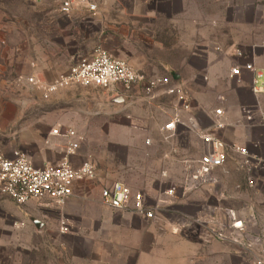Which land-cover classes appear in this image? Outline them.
Wrapping results in <instances>:
<instances>
[{"label": "rangeland", "instance_id": "obj_1", "mask_svg": "<svg viewBox=\"0 0 264 264\" xmlns=\"http://www.w3.org/2000/svg\"><path fill=\"white\" fill-rule=\"evenodd\" d=\"M123 4L144 5L166 13L152 28L146 27L153 33L154 45L147 48L139 40V48L144 53L136 56L140 60L152 59L153 65L159 64L160 68L152 76L171 78L181 86L191 108L195 109L194 101L199 104L200 99L196 93L206 89L205 73L200 70L205 63L192 58L190 63L194 68L185 69L182 59L188 53H201L208 58L214 55L216 38L225 28L223 24L215 26L216 22L228 16L232 8L240 11L252 5L262 7L264 0H101L100 16L83 10L64 15L60 0H0V154L11 158L14 152L20 151L37 165L57 163L67 142L53 138L51 132L72 128L84 138L78 160L92 161L97 170L96 178L83 184V197L87 194L99 200L103 187L120 182L134 192H142L151 202H157L164 199L167 189L182 186L206 150L193 131L184 129L181 145L187 149V158L183 154L173 166L165 165L168 159L164 157V162L160 161L159 152L170 145L164 137L162 148L152 151L150 139L157 136L158 124L167 123L173 114L169 110L179 108L174 97L155 92L150 98L134 90L129 98L131 106L109 103L93 106L94 96L82 94L83 87L61 90L45 100L28 83L31 76L51 78L65 73L78 62L89 59L99 48L120 58L125 46L119 37L120 15L115 11ZM168 15L175 18V28L167 21ZM237 17L239 13L232 18ZM188 23L191 24L189 31ZM189 38L191 50L184 47ZM156 40L164 46L157 47ZM167 62L173 63V70L163 68ZM74 89L78 101L62 96ZM193 94L195 98L191 97ZM157 103L162 106L158 108ZM193 112L204 128L211 126L210 120L199 116L197 110ZM179 191L178 195L182 196ZM210 193L215 194V190ZM176 200L178 197L163 200V213L172 212L169 207ZM72 212L79 213V210ZM66 214L69 215L50 201L19 206L0 187V264H63L61 249L66 245L63 237L72 227L67 223L68 231L61 232L59 220L66 218ZM32 219L43 223V227L38 230Z\"/></svg>", "mask_w": 264, "mask_h": 264}, {"label": "crops", "instance_id": "obj_2", "mask_svg": "<svg viewBox=\"0 0 264 264\" xmlns=\"http://www.w3.org/2000/svg\"><path fill=\"white\" fill-rule=\"evenodd\" d=\"M100 1L98 0V5ZM232 9L228 16L222 17L215 25L225 26L222 34L216 38V48L219 47L220 50L215 49V54L209 58L201 53H188L182 59L185 69L194 68L190 63L192 58L205 63L200 70L205 73L203 86L206 89L202 93H196L200 99L199 104L193 99V115L197 117L193 112L197 110L199 116L212 123L215 110L222 109L225 114L226 126L218 136L227 146L228 161L223 169L217 171L220 182L215 188V194L201 190L181 196L178 195L181 193L178 189V200L169 207L172 212L163 213L156 221L151 222L137 215L106 207L101 198L92 199L87 194L83 197V184L86 181L77 183L73 196L62 208L69 214H66V218L72 226L71 232L63 237L66 243L61 249L62 258L65 259L63 264H250L253 257L264 260V93L253 92L256 77L252 72L243 71L241 77H231V70L236 65L253 63L262 71L263 77L259 82L264 84V6L252 5L240 11ZM115 12L120 15L119 37L126 50L123 47L120 58L113 57L152 76L160 66L153 65L152 59L137 58L136 55L144 53L139 48V40L144 41L145 47H152L153 33L146 27L152 28L166 13L144 5L126 4L120 5ZM238 13L240 17L232 18L233 14ZM98 14L101 15L100 9ZM166 18L175 28V18L169 15ZM109 28L111 29L110 25ZM190 28L191 24L188 23V31ZM155 45L164 46V43L156 40ZM191 46V38L185 40L184 47L191 50ZM237 50L243 52V57L236 56ZM92 56L93 54L90 58ZM158 61L160 60L157 58L156 63ZM163 68L170 71L174 69V65L167 62ZM59 75L60 73L51 78L46 75L41 77L53 81ZM84 89L82 94L94 96L95 101H89L93 106H103L106 103L131 106V97L122 92ZM74 93L76 89L66 91L62 96H66L69 101H78ZM194 96L191 95L192 98ZM156 106L159 108L162 105L157 103ZM172 111L173 109L169 110L170 115L173 113L170 119L176 110ZM151 115L150 112L148 120ZM187 116V113H183L182 118L185 120ZM163 126L162 123L158 124L157 136L150 139L154 152L158 147L162 148ZM184 129L187 128L180 127L172 143L169 142V148L163 147L164 150L159 152L160 161L168 159L164 162L167 166L176 165L183 154L184 158L188 156L187 149L181 145L182 136L186 133ZM74 131L83 141V136ZM60 140L67 142L63 138H59ZM233 146L245 148L248 156L239 155L232 150ZM80 149L71 159L75 167L82 163L78 160ZM246 159L252 164L250 174L247 169L242 168ZM31 161L36 167L52 163L37 165L32 159ZM167 172L170 173V169ZM250 179L254 181L253 186L249 184ZM76 210L79 213L72 212ZM228 210L235 213L237 220L248 223L245 232L237 235L239 242H219L205 225L195 223L196 219L207 220L218 212L226 221L225 211ZM227 233L230 234L231 231ZM72 241L73 244H70Z\"/></svg>", "mask_w": 264, "mask_h": 264}, {"label": "built area", "instance_id": "obj_3", "mask_svg": "<svg viewBox=\"0 0 264 264\" xmlns=\"http://www.w3.org/2000/svg\"><path fill=\"white\" fill-rule=\"evenodd\" d=\"M79 10L97 16L98 0H60V11L64 15L70 16ZM216 49L220 50L219 47ZM236 56L243 57V52L237 50ZM243 71L252 72L256 77L252 87L253 92L264 93V84L259 82L263 77L262 71L253 63H244L232 68L231 77H241ZM28 83L36 87L45 100H50L59 91L74 86L103 88L114 93L122 92L126 96H131L134 90L144 92L150 98L155 96V92L172 96L176 99L179 108L172 119L162 127L164 140L171 142L178 129L186 127L193 131L206 147L198 166L188 174L182 186L167 189L162 201L151 202L142 192H134L127 185L115 182L101 190L100 198L104 206L152 222L163 214V200H172L176 197L178 189L182 194H187L201 190L214 191L218 186L220 178L217 171L223 169L228 161L227 146L218 136L226 126L225 114L222 109L215 110V118L211 126L204 128L193 115L187 94L171 78L149 76L139 72L128 62L115 59L107 51L99 48L92 58L78 62L53 81L31 76ZM183 113L188 115L185 120L182 118ZM51 135L67 141L63 157L57 163L36 167L26 153L17 151L11 158L0 154V187L19 206H26L34 201H50L57 207L63 208L73 196L75 184L91 181L97 176L95 165L88 159L77 167L73 166L71 159L77 154L82 142V138L78 137L73 129L64 131L54 129ZM232 150L241 156H248L245 148L233 146ZM242 168L247 169V173L250 174L252 172L250 160L246 159ZM249 184L253 186L254 181L250 179ZM225 214L226 221L218 212L207 220L196 219L195 223L205 225L219 242H239L237 235L245 232L248 223L237 220L231 210L225 211ZM59 222L61 232L66 233L69 229L67 219L62 217ZM227 231L231 233L228 234ZM250 264H264V260L261 257H253Z\"/></svg>", "mask_w": 264, "mask_h": 264}, {"label": "water", "instance_id": "obj_4", "mask_svg": "<svg viewBox=\"0 0 264 264\" xmlns=\"http://www.w3.org/2000/svg\"><path fill=\"white\" fill-rule=\"evenodd\" d=\"M33 223L35 224V226L37 227L38 230H40L42 228V223L36 219H32Z\"/></svg>", "mask_w": 264, "mask_h": 264}]
</instances>
